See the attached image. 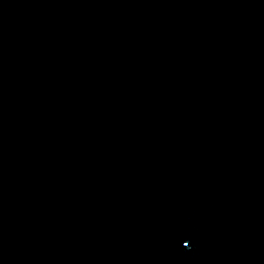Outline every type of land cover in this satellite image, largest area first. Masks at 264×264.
I'll return each mask as SVG.
<instances>
[{
    "label": "water",
    "instance_id": "1",
    "mask_svg": "<svg viewBox=\"0 0 264 264\" xmlns=\"http://www.w3.org/2000/svg\"><path fill=\"white\" fill-rule=\"evenodd\" d=\"M0 264H264V0H0Z\"/></svg>",
    "mask_w": 264,
    "mask_h": 264
}]
</instances>
